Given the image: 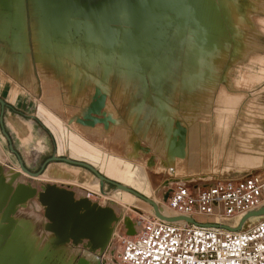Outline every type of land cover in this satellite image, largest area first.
<instances>
[{
    "label": "crops",
    "instance_id": "obj_1",
    "mask_svg": "<svg viewBox=\"0 0 264 264\" xmlns=\"http://www.w3.org/2000/svg\"><path fill=\"white\" fill-rule=\"evenodd\" d=\"M206 3L207 0L203 7ZM14 4L13 1L11 12L3 9L0 12V99L7 104L3 117L6 131L27 168L39 153L47 156L45 161L53 155L70 156L94 167L93 150H103L101 144L106 143L104 136L108 131L112 141L119 136L120 123L124 134L129 121L135 119L149 101L143 98L148 99L149 95L155 96L151 104L161 107L160 110L164 97L176 98L178 121L186 127L188 137L187 160L179 168L185 167L186 171L190 167L191 170L187 171L203 173L201 168L206 166L210 172L232 178L264 166V122L261 115L264 87L255 91L256 94L229 90L230 69H226L224 78L219 76L223 69L212 74L207 69L182 71L176 68L165 76L163 68L152 71L163 64L162 47L159 51L155 49L151 57L141 56L134 61L128 41L120 43L123 45L121 49L115 48L104 32L84 31L82 28H73L65 34L54 32L36 18L32 4L33 23L30 26L25 0L22 6ZM211 22L216 29L214 21ZM204 29L208 36L199 42V46L209 49L211 36L208 28ZM195 31L194 27L186 31L191 35L188 38L191 44H196L193 40ZM198 50L199 54L202 49ZM182 55L181 52V61ZM238 55L239 47H235L234 60ZM172 59L173 62L180 60L179 56ZM166 79L173 82L165 84ZM139 80L143 87L135 91L134 84ZM151 80L156 81L155 88ZM98 90L106 96V115L113 118L108 128L103 124L91 128L79 123ZM120 90L124 91L123 95L116 93ZM248 107L254 110V115L246 114ZM1 113L0 105V117ZM4 146L9 147L0 121V166L6 169L1 163ZM68 151H72L71 154L68 155ZM59 163L50 164L44 174L49 179L65 176V180L74 181L76 171L57 167ZM197 166L199 170L195 169ZM19 173L23 172L19 170ZM121 173L113 180H122L124 185V180H129L130 188L145 195L142 181H139L141 174L136 178L129 176L128 170ZM186 179L192 181L194 178ZM210 179L201 178L202 181ZM153 200L160 203L157 197Z\"/></svg>",
    "mask_w": 264,
    "mask_h": 264
},
{
    "label": "rangeland",
    "instance_id": "obj_2",
    "mask_svg": "<svg viewBox=\"0 0 264 264\" xmlns=\"http://www.w3.org/2000/svg\"><path fill=\"white\" fill-rule=\"evenodd\" d=\"M204 3L205 0H202V3L200 0H195L194 6H196V9L191 5L192 8L188 12H192L189 15L184 14L185 20H183V17L181 21H177V17L170 20L165 16L162 22L155 28L149 27L144 30L142 35L146 34L142 37V43L145 48L147 49L152 42L161 45L157 46V50L159 51L161 47L163 49L162 61L170 54L171 49H176L174 55L176 58L179 56L180 60L174 62L171 69L178 68L182 71L188 69H207L211 70L212 74H217V72L223 69L219 73V76L221 75L223 78L225 77L226 69H230L228 79H231V82L228 83L230 86L227 87L229 90L233 91L234 89L235 92L245 90L248 93H255L259 88H263L264 0H207L206 8L203 7ZM25 4L31 26L33 23L31 15L32 2L31 0H25ZM207 9L208 14L206 13ZM0 12H3L1 7ZM207 15L209 20H213V23L216 25V29L213 31L211 29L209 33L211 36L209 49H207V46L204 48L199 46L201 45L199 42L208 36L205 29L203 30L207 26ZM106 16L107 21L105 24L103 22L94 23L92 21L94 27L91 30L102 33L104 31L103 27H105L108 34L111 33L113 36L121 35L122 39L127 42L129 39L127 37L128 34L132 30H135V28L126 26L125 16L120 18V15H117L115 21L121 22V25L118 26H114L113 21L112 23L109 21L108 14ZM102 25L103 27H101ZM165 27H171L172 30L170 28L168 32H165ZM192 27H194V30L202 28L204 32L203 34L199 33L200 36L197 33H195L196 35L193 33V40L196 44L188 42V38L191 35L186 34V31L192 29ZM151 29H154V32L148 33ZM141 30L142 28H140ZM177 33H185L181 39L183 46L175 42L173 44ZM162 35L164 36L162 37ZM124 40H122L121 44ZM160 40L161 42H159ZM122 46L120 47L121 49ZM235 47H239V55L236 60L232 56L235 53ZM177 48L181 49L177 50ZM198 48L202 49L201 54H198ZM181 52L183 54L182 61ZM146 53L144 52L143 55ZM132 59L134 61L138 60L135 56ZM139 69L140 67H138ZM142 84L143 82L140 80L136 82L134 84L135 91H140L141 87H143ZM116 93L123 95L124 91L120 90ZM149 96L148 99L143 98L144 101H149H147L136 118L129 121L130 123H128L129 125L127 124L124 134L121 132L123 124L120 123L118 126L120 127L119 136L112 141V136L109 135L108 131L106 136H104V142L106 143L101 144L103 152L93 150L95 157L91 159L94 161V167L103 175L113 180V177H116V175H122L121 171L127 173L128 170L130 172L129 176L136 178L141 174L139 181H142L143 193L148 198L157 197L163 208L164 195L166 194L165 199H167L171 191L168 190V187L171 186L168 184H172L174 181L180 182L186 178H194L192 182L204 186L206 183L217 179H239L250 173H264V166L247 174L232 178L222 177L219 173L210 172L206 166L201 168V172L203 173L187 171L190 167L186 171L185 167L179 168V166L185 165L187 159H175L167 152L171 131L179 119L176 98L173 96L172 99H169L166 95L167 97H164L161 103L162 110H160V106L158 108L156 105L151 104V99L155 98V96ZM247 109L246 114L248 113V116L255 114L253 109L249 107ZM106 111L108 112V110L105 109V114ZM261 111L264 122V104ZM65 134H68V132ZM3 149L1 163L5 164L6 167V169L4 168L3 175L6 176L8 183L13 187L12 195L15 194V191L20 186H24L34 191L36 196L26 203L17 206L16 213L12 216L16 223V231L10 236L6 244L0 246V264H79L81 259L86 260L89 264H99L104 256L109 261H112L122 254L124 240L140 236L156 218L152 206L134 195L119 191L107 184L102 185L96 176L85 169H73L65 163H59L57 167H62L66 171H76L77 175H75L74 181L65 180V176L61 172L59 174L61 177H64L59 179H49L48 175L45 174L41 178H32L29 175L19 173L20 168L17 158L10 153L8 146H4ZM62 150L64 149L62 148ZM69 152L71 154L72 151H68V155ZM45 158L47 156H42L39 153L33 163H28V169L34 173L39 171ZM67 158H70V156ZM176 161L177 163H175ZM195 169L199 170V167L197 166ZM11 173L13 175L19 173L21 176L17 179L14 178L10 183L9 177L13 176ZM205 177H210L211 179L202 181L201 178ZM117 182L121 183L123 181L121 180L120 182L118 180ZM124 183L128 187L130 186L128 184L130 183L129 180L125 179ZM47 186L66 189L74 193L76 200L86 198L93 205L97 204L101 208L110 209L115 214L116 220L111 227V240L107 251L101 252L99 250L93 253L84 245L73 246L72 244L64 245L60 248L54 247V236L46 229L48 220L46 218L45 207L39 202V194ZM165 211L168 216L172 215V212ZM2 217L3 213L0 212V226L5 227L8 223L3 222Z\"/></svg>",
    "mask_w": 264,
    "mask_h": 264
},
{
    "label": "water",
    "instance_id": "obj_3",
    "mask_svg": "<svg viewBox=\"0 0 264 264\" xmlns=\"http://www.w3.org/2000/svg\"><path fill=\"white\" fill-rule=\"evenodd\" d=\"M13 1L14 0H0L1 9L11 12ZM36 2L41 11L42 23L47 29H51L57 33L61 32L65 34L73 28H82L84 31L91 30V28L94 27L92 21L94 23L103 22L105 24L107 21V14L110 18L109 21L111 23L113 21L114 26H118L121 25V22L115 21L117 15L119 14L120 18L125 16L126 26L135 28L127 37H129L128 43L131 47V57L135 56L136 58H140L144 52L148 51L150 46L156 45L152 42L147 49L145 48L142 43V37L146 34L142 35L144 30L149 27L155 28L162 22L165 16L170 20L177 17V21H181L184 14L189 15L192 11H188H190L192 7L195 8V0H36ZM183 18V20H185V17ZM101 27H103V25ZM183 27L187 28L188 26ZM103 28L104 31L102 32H104L108 41H110L115 48H120V39L123 37L120 35L121 37L119 38L118 35L113 36L111 33L108 34L106 28ZM140 28H142L141 31ZM170 28L165 27V32L169 31ZM153 30L154 29H151L148 33H153ZM163 36L164 35H162V37ZM159 42H161V40ZM93 100L86 115L79 123L91 128H94L98 124H103L108 128L113 118L108 117L104 113L107 106L105 94L98 90ZM0 105L2 107L0 117L2 133L8 141L9 151L17 158L21 172L32 178H41L47 167L52 163L60 162L76 168H83L96 176L102 185L107 184L119 191L134 195L152 206L155 217L166 223L185 222L200 228H214L238 233L242 232L244 227L251 220L264 217V206L259 210L244 215L236 226L229 225L227 221L221 223H204L190 217H166L152 199L147 198L137 190L109 179L96 167L86 162L76 161L63 156L53 155V157L47 159L43 163L39 171L35 173L31 172L26 167L23 158L20 157L15 150L13 141L6 131L3 117L7 104L0 99ZM187 139L186 127L184 128L181 122L177 121L171 132L167 152L175 159L186 160ZM3 171V167L0 166V212L3 213L2 221L7 222L8 225L5 227L2 225L0 226V246L6 244L10 236L16 231V223L12 216L16 213L17 206L26 203L36 196L34 191L24 186H20L15 191V194L12 195L13 187L8 183L6 176L3 175ZM20 176L19 173L13 175L16 179ZM5 186L8 187H6V195L4 197L1 192L2 190L4 191ZM39 202L45 207L46 218L48 220L46 229L54 236V247L60 248L61 246L72 244L73 246L84 245L93 253L99 250H101V252L108 250L112 233L111 227L116 220L115 214L110 209L101 208L97 204L93 205L90 200L86 198L76 200L73 192L55 186H47L39 194ZM79 264H88V262L81 259Z\"/></svg>",
    "mask_w": 264,
    "mask_h": 264
},
{
    "label": "built area",
    "instance_id": "obj_4",
    "mask_svg": "<svg viewBox=\"0 0 264 264\" xmlns=\"http://www.w3.org/2000/svg\"><path fill=\"white\" fill-rule=\"evenodd\" d=\"M168 190L163 208L172 215L166 217L230 221L236 226L244 215L264 206V173L217 179L204 186L185 179L174 181ZM123 245L118 258L109 261L104 256L99 264H264V217L251 220L238 233L155 218L140 236Z\"/></svg>",
    "mask_w": 264,
    "mask_h": 264
},
{
    "label": "bare ground",
    "instance_id": "obj_5",
    "mask_svg": "<svg viewBox=\"0 0 264 264\" xmlns=\"http://www.w3.org/2000/svg\"><path fill=\"white\" fill-rule=\"evenodd\" d=\"M22 2H23V0H14V5H17V6H22ZM31 2H32V5L34 6V11L36 12V18L38 19V20H42L41 19V16H40V10H39V7H38V5H37V2H36V0H31ZM35 2V3H34ZM195 7V9H196V6H194ZM210 21V20H209ZM209 24V25H208ZM213 24H212V22L210 21V22H208L207 23V26H206V28H208V32H210V30L212 29V31L214 30L213 29ZM202 27V26H201ZM168 32V31H167ZM195 32H197V34L200 36V34L202 33H204L203 32V30H202V28L201 29H199V30H197V31H195ZM200 33V34H199ZM207 35H208V33H206ZM168 35V34H167ZM185 35V33L184 34H181V33H177V35H175V38H174V40H173V44H174V42L176 43V44H180V45H182L183 46V43L181 42V39H182V37ZM196 35V34H195ZM181 36V37H180ZM121 36H119V38H120ZM180 38V39H179ZM119 40V39H118ZM120 41L122 42V38L120 39ZM119 41V42H120ZM118 42V43H119ZM184 42V41H183ZM166 46V45H165ZM173 48V47H172ZM155 49H157L156 48V45H154V46H150V48L148 49V51H147V53L145 54V55H142L143 57H151V54H155ZM181 48H177V50H180ZM176 50V49H175ZM175 50H173V49H171V51H170V54L169 55H167L166 56V58L162 61L163 62V64L161 63V64H159L157 67H154L153 69H152V71H156L157 69H162L163 68V70H164V75L166 76L171 70H173V69H171L172 68V66H173V59L172 58H174V57H176L175 55H174V51ZM165 81V84H166V82L167 81H172L173 82V80H164ZM163 81V82H164ZM176 81V80H175ZM151 82H152V86L155 88V84H156V81H153V80H151ZM166 86V85H165ZM145 88H146V86H145ZM11 175H13L12 173H11ZM9 182L11 183L12 181H13V179H14V177L13 176H11V177H9ZM168 185H171V184H168ZM127 186V185H126ZM6 187H8V186H5L4 187V191L2 190V196L4 195V197H5V195H6V193H5V190H6ZM132 189V188H131ZM134 189V188H133ZM138 191V190H137ZM139 192V191H138ZM141 193V192H140ZM142 194V193H141ZM144 195V194H143ZM146 196V195H145ZM148 198V197H147ZM149 199H152L153 200V198H149ZM154 201V200H153ZM156 203V202H155ZM157 205H158V208H160V210H161V212H162V214L164 215V216H168V214H167V212L165 211V209L164 208H162L161 207V204L160 203H156ZM33 241H35V240H33ZM89 264V263H88Z\"/></svg>",
    "mask_w": 264,
    "mask_h": 264
},
{
    "label": "trees",
    "instance_id": "obj_6",
    "mask_svg": "<svg viewBox=\"0 0 264 264\" xmlns=\"http://www.w3.org/2000/svg\"><path fill=\"white\" fill-rule=\"evenodd\" d=\"M200 222H204V223H206V222H210V221H208V220H199ZM227 223L229 224V225H235L236 223L235 222H230V221H227Z\"/></svg>",
    "mask_w": 264,
    "mask_h": 264
}]
</instances>
